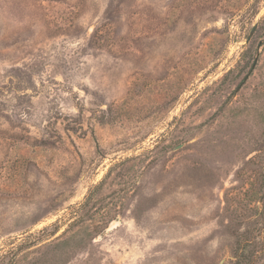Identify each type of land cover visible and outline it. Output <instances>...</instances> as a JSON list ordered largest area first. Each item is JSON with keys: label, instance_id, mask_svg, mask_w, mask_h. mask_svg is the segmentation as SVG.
<instances>
[{"label": "rangeland", "instance_id": "374dc122", "mask_svg": "<svg viewBox=\"0 0 264 264\" xmlns=\"http://www.w3.org/2000/svg\"><path fill=\"white\" fill-rule=\"evenodd\" d=\"M0 264H264V0H0Z\"/></svg>", "mask_w": 264, "mask_h": 264}, {"label": "water", "instance_id": "95a60500", "mask_svg": "<svg viewBox=\"0 0 264 264\" xmlns=\"http://www.w3.org/2000/svg\"><path fill=\"white\" fill-rule=\"evenodd\" d=\"M255 28H256V26H253V27H252V29H251V31H250V34H249V36H248L247 39H246V42L249 40V38H250V36L252 35V33L254 32Z\"/></svg>", "mask_w": 264, "mask_h": 264}]
</instances>
